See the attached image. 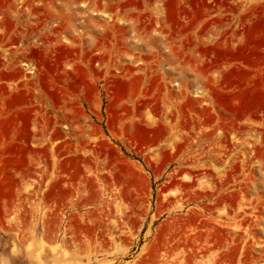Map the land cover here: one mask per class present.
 Segmentation results:
<instances>
[{"label":"rangeland","instance_id":"374dc122","mask_svg":"<svg viewBox=\"0 0 264 264\" xmlns=\"http://www.w3.org/2000/svg\"><path fill=\"white\" fill-rule=\"evenodd\" d=\"M0 264H264V0H0Z\"/></svg>","mask_w":264,"mask_h":264}]
</instances>
